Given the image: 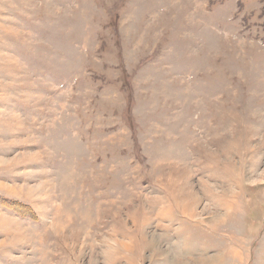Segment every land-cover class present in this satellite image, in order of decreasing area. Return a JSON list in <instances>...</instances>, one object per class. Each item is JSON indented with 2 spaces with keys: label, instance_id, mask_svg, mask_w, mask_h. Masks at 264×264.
<instances>
[{
  "label": "rangeland",
  "instance_id": "rangeland-1",
  "mask_svg": "<svg viewBox=\"0 0 264 264\" xmlns=\"http://www.w3.org/2000/svg\"><path fill=\"white\" fill-rule=\"evenodd\" d=\"M264 0H0V264H264Z\"/></svg>",
  "mask_w": 264,
  "mask_h": 264
},
{
  "label": "crops",
  "instance_id": "crops-1",
  "mask_svg": "<svg viewBox=\"0 0 264 264\" xmlns=\"http://www.w3.org/2000/svg\"><path fill=\"white\" fill-rule=\"evenodd\" d=\"M262 261H264V259H262Z\"/></svg>",
  "mask_w": 264,
  "mask_h": 264
}]
</instances>
